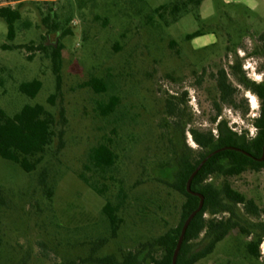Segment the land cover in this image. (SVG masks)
I'll return each instance as SVG.
<instances>
[{
  "label": "rangeland",
  "instance_id": "1",
  "mask_svg": "<svg viewBox=\"0 0 264 264\" xmlns=\"http://www.w3.org/2000/svg\"><path fill=\"white\" fill-rule=\"evenodd\" d=\"M174 3L0 0V8L20 13L11 42L0 17V107L13 116L25 105L40 104L54 118L52 141L34 171L25 173L0 156V264L143 257L147 243L180 223L185 197L169 183L180 151L189 150L193 159L201 151L191 131L216 136L217 124L225 121L248 141L256 136L261 104L248 85L264 84V0H204L199 10L189 5L176 14ZM161 6L166 8L157 11ZM186 10L196 21L173 24ZM195 31L217 42L194 49L186 35ZM53 49L61 56L59 90ZM220 70L238 92L235 106L219 100ZM34 79L42 87L31 99L19 86ZM94 79L105 92L86 86ZM111 98L116 104L108 112ZM104 144L116 160L101 171L89 154ZM207 182L216 188L228 182L252 204L236 207L238 228L196 264H264V168ZM106 203L120 219L115 234L103 213ZM259 238L253 256L248 245ZM193 243L195 250L204 247V234Z\"/></svg>",
  "mask_w": 264,
  "mask_h": 264
},
{
  "label": "trees",
  "instance_id": "2",
  "mask_svg": "<svg viewBox=\"0 0 264 264\" xmlns=\"http://www.w3.org/2000/svg\"><path fill=\"white\" fill-rule=\"evenodd\" d=\"M19 1V0H14ZM203 0H183L180 3L172 5V12L178 13L181 8L192 5L198 9ZM166 7L161 6L157 11ZM190 11H184L189 13ZM0 17L7 24V40L13 41L15 38V23L20 19V13L10 7L0 8ZM199 18L198 16H196ZM179 18L176 17L175 21ZM199 31L187 35L186 39L200 36ZM10 45H3V50L18 49ZM60 53L58 49H53L52 63L53 72L56 76L57 90L60 87ZM233 72H241L240 65L232 67ZM97 93L106 91V87L99 80H91L86 83ZM41 81L34 79L29 82L21 83L19 91L28 98H35L41 90ZM216 87L219 93V100L226 105L235 106L238 98V92L229 81L224 70L218 71L216 75ZM248 88L260 100L259 117L255 119L254 126L257 130L256 136L248 141L245 136L238 135L228 128L225 121L217 124V135L212 132L191 131L195 144L200 148L198 157L193 159L189 150L180 151L176 157L175 164L177 170L174 179L169 186L185 197V202L181 207V219L179 225L165 234L159 236L150 243H147V254L140 257V254H128L121 262L114 256H107L102 259L94 260V264H171L173 252L176 247L181 228L189 215L198 207L199 198L187 193L186 183L197 167V165L211 152L225 147H233L247 152L251 156L260 157L264 147V84H249ZM186 93L181 100L184 103ZM52 102V97L49 99ZM116 99L111 98L105 106L106 111L114 109ZM220 110H218V113ZM181 113V109H180ZM54 118L40 104L25 105L13 116H8L0 107V156L14 164H17L25 173L34 171L41 163L42 155L50 145L53 137ZM89 160L92 166L97 170H106L115 163L116 156L108 145H99L89 154ZM258 169L264 166L250 159L249 156L235 150H222L209 158L191 182V190L204 197V205L201 211L190 222L179 251L176 264H196L200 260L210 255L216 245L224 240L228 234L238 228L236 207L238 205L247 206L252 204L246 201L242 194L235 191L228 182H224L220 188H216L207 180L216 175L224 178L234 177L242 174L248 168ZM103 213L106 215L115 234L118 229L120 219L117 215V209L110 203L103 207ZM208 213L212 218L205 219L204 215ZM216 214H228L226 219H215ZM201 234H204L207 244L199 250H195L194 241ZM261 239L248 245L253 256H258ZM102 243L100 244V246ZM161 256L157 258V252Z\"/></svg>",
  "mask_w": 264,
  "mask_h": 264
},
{
  "label": "water",
  "instance_id": "3",
  "mask_svg": "<svg viewBox=\"0 0 264 264\" xmlns=\"http://www.w3.org/2000/svg\"><path fill=\"white\" fill-rule=\"evenodd\" d=\"M222 150H235V151H239L247 156H250V154H248L247 152H244L240 149H237V148H233V147H225V148H222V149H217L211 153H209L198 165L197 167L194 169V171L191 173V175L189 176L188 180H187V183H186V191L187 193L191 194V195H194L196 197L199 198V204H198V207L189 215V217L185 220L182 228H181V232H180V235L178 237V240H177V243H176V247H175V250L173 252V256H172V261H171V264H176V261H177V257H178V254H179V251L181 249V246H182V243H183V239H184V236H185V233H186V230L190 224V222L193 220V218L201 211V209L203 208V205H204V197L199 194V193H195L191 190V182L193 180V178L195 177V175L198 173V171L201 169V167L204 165V163L209 159L211 158L213 155L219 153L220 151ZM264 158V147H263V153H262V157L260 158V160H262Z\"/></svg>",
  "mask_w": 264,
  "mask_h": 264
},
{
  "label": "crops",
  "instance_id": "4",
  "mask_svg": "<svg viewBox=\"0 0 264 264\" xmlns=\"http://www.w3.org/2000/svg\"><path fill=\"white\" fill-rule=\"evenodd\" d=\"M223 1L226 3L229 0H223ZM202 2H201V4H202ZM201 4H200V6H201ZM200 6H199L198 10L200 9ZM191 18L194 19V21H196V18L189 12V13H186L182 18H178V20L179 19H180V21L183 19L189 20ZM178 20H176L173 24L177 23ZM195 32H197V31H195ZM195 32H192L190 34H193ZM190 34H188V35H190ZM189 42H190V45H192L194 49H204L206 47H210V46L214 45L217 42V37H215L214 35L205 36V35L201 34L198 37L190 39Z\"/></svg>",
  "mask_w": 264,
  "mask_h": 264
},
{
  "label": "flooded vegetation",
  "instance_id": "5",
  "mask_svg": "<svg viewBox=\"0 0 264 264\" xmlns=\"http://www.w3.org/2000/svg\"><path fill=\"white\" fill-rule=\"evenodd\" d=\"M207 48V47H206ZM250 157V159H252L253 161H255V162H257V163H262L263 162V160H264V158L262 159V160H260V158L262 157V155L260 156V157H255V156H249ZM264 168V166H262V167H259L258 169H254L253 167H248V168H246L242 173H244L245 171H247V170H252V171H255V170H260V169H263Z\"/></svg>",
  "mask_w": 264,
  "mask_h": 264
},
{
  "label": "clouds",
  "instance_id": "6",
  "mask_svg": "<svg viewBox=\"0 0 264 264\" xmlns=\"http://www.w3.org/2000/svg\"><path fill=\"white\" fill-rule=\"evenodd\" d=\"M250 7H254V5H249Z\"/></svg>",
  "mask_w": 264,
  "mask_h": 264
}]
</instances>
